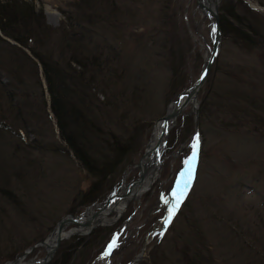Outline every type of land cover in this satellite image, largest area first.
<instances>
[{
	"label": "rangeland",
	"instance_id": "rangeland-1",
	"mask_svg": "<svg viewBox=\"0 0 264 264\" xmlns=\"http://www.w3.org/2000/svg\"><path fill=\"white\" fill-rule=\"evenodd\" d=\"M27 1L43 12L52 27H59L81 6V0ZM224 1L229 12H241L264 34V0H242L258 12L242 5L235 10L230 4L234 5L236 0H221L219 14ZM91 2L98 11H103L102 2ZM115 3L126 14L118 29L107 26L98 30L99 34L95 32L94 38L107 39L105 48L111 55L117 52L115 60L120 62V68H116V63L112 64V70L106 66L107 80L93 89L101 106L99 110L92 108L89 116L94 120L87 125L92 130L96 119L95 128H99L92 136L84 132L92 141L91 148L89 143H81L96 158L109 159L116 148H122L118 161L107 170L98 165L94 171L97 173H89L60 137L49 108L43 112L37 101L32 110L38 118H33L32 126H25V134L11 121L15 127H0V187L5 186L14 194L9 196L10 200L0 193V264L14 260L30 245L46 240L63 216H78L88 207L119 195L125 178L126 191L132 189L140 180V160L155 122L176 100L171 85L183 75L188 86L193 84L210 55V16L197 0H115ZM256 5L259 8L252 7ZM222 15L230 26L229 32L223 35L217 58L197 96L200 149L195 179L167 230L164 220L170 204L164 200L173 202L172 190L185 168L184 161L192 155L194 138L189 137L194 115L190 104L171 123L160 153L161 167L150 188L124 203L122 213L111 223L63 239L67 242L59 248L62 240L58 248L69 254L64 255V264H126L143 248L137 264H190L194 252L201 255L200 264H264V168L261 167L264 126L255 131L261 122L254 123L264 117V109L260 112L249 102L245 104L248 96L254 100L260 95L256 103L264 108V43L260 36L248 33L262 51L252 49L251 42L241 38L244 33L233 29L235 23L230 15L223 12ZM108 46L116 49L110 51ZM124 62L127 64L123 68ZM113 74L120 78L115 85L108 81L114 78ZM1 76L2 83H7L8 75L2 72ZM133 77L139 85L129 82ZM41 80L49 105L43 75ZM216 92L218 96H214ZM112 93L116 94L115 99ZM109 96L110 101H102ZM4 115L7 121L12 120L10 113ZM71 227L77 225L68 224L64 230ZM110 231L112 236L100 250ZM74 236H80V242L85 237L86 245L70 255L67 248L77 241L72 240ZM114 236L118 238V247L104 256ZM193 239L199 246L191 244ZM46 253V248L38 245L23 262L38 264ZM54 256L46 264H60L54 262Z\"/></svg>",
	"mask_w": 264,
	"mask_h": 264
},
{
	"label": "trees",
	"instance_id": "trees-1",
	"mask_svg": "<svg viewBox=\"0 0 264 264\" xmlns=\"http://www.w3.org/2000/svg\"><path fill=\"white\" fill-rule=\"evenodd\" d=\"M99 1L102 2L103 11H98L91 0H81V6L78 5L79 8L75 14L67 16L66 21L59 27H52L46 22L43 12L37 11L29 1L0 0V107L5 105L4 109L0 108V111L12 115V120L7 121L4 113H0V127H15L9 122L11 121L20 126L17 129L25 134V126H32L33 118L34 120L38 118V115L32 110L35 101H37L43 112L49 108L58 127L60 137L64 143H67L82 166L91 174L97 173L94 171L98 165H103L105 170L108 167L111 168V165H115L122 149L116 148L112 157L109 154V159L104 156L96 158L90 156L89 148L81 143H89L91 148L92 141L84 132L91 135L96 133L95 130L99 128H95V125L98 126L96 119L92 130L87 125V122L94 120L89 116L93 113V111L91 113L92 108L95 107L99 110L101 106V102L93 89L98 83L107 80L105 74L107 69L112 70V64L116 63V68H120V62L118 59L115 60L117 52L114 51L112 55L108 53L105 48L107 39H96L94 34L95 32L99 34L98 30L102 31L108 27L118 29L117 25L122 22L126 14L121 8L119 10L118 7H115V0ZM230 5L233 9L242 5L249 11L258 12L250 8L245 2L243 3L242 0H236L234 5ZM225 6L226 1L221 3L219 14L223 35L229 32L230 26L222 12L226 15H232L229 18L235 23L233 29L242 31L244 34L241 38L250 41L252 49L259 51L261 45L257 47L258 42L252 39L249 34L253 33L255 36H260L264 43V34L261 29L257 25L249 23L241 12H239L240 14L229 12ZM108 49L113 51L116 48L113 46L109 48L108 46ZM104 54L106 57H103ZM122 64L124 68L127 63ZM106 66H108L107 69H105ZM2 72L8 75L7 83L1 81ZM42 75L50 95L49 105L43 93ZM113 75L114 78H109L108 81L109 84L115 85L120 78L115 77V74ZM143 77L141 78L143 79ZM134 81H136L135 77L129 79V82L139 85L137 81ZM187 86L188 81L185 75L177 78L171 85L172 95H176ZM217 92L214 96L219 95ZM111 95L114 99L116 98V94L112 93ZM259 96H255L254 100L248 96L245 99V104L249 102L254 110L262 112L264 108L258 107L256 103ZM110 98L111 96L102 101H110ZM78 108L81 110L78 111ZM259 121L261 126L255 131L262 129V125L264 126V117L255 120L254 123ZM76 142L83 146H79ZM0 149L2 150V145H0ZM122 154H125V151ZM261 167L264 168V166ZM0 193L9 199L10 195L14 196L13 192L5 186L0 187ZM111 231L102 242L100 250H103L104 245H107L109 237L112 236ZM97 232H99L98 229ZM79 237L74 236L72 240L77 239V241L71 242L72 245L67 246V252H70V255L73 251L76 253L77 248L86 245L83 244L85 237L82 242L79 241L81 239ZM65 242L67 241L63 240L59 248H62ZM195 242L196 240L193 239L191 244L195 247L199 246ZM64 255H66L64 252L58 250L54 256V262L59 261L60 264H64L65 257L69 254ZM200 258L199 252H194L191 254L189 263L200 264ZM209 261L211 262V259Z\"/></svg>",
	"mask_w": 264,
	"mask_h": 264
},
{
	"label": "water",
	"instance_id": "water-1",
	"mask_svg": "<svg viewBox=\"0 0 264 264\" xmlns=\"http://www.w3.org/2000/svg\"><path fill=\"white\" fill-rule=\"evenodd\" d=\"M197 2L199 4V6L203 9V11L207 15L210 16L211 44H212L210 55L207 58V60H205L204 65L202 67V70L200 72V75H199L198 79L195 82H193V84H191L186 89H184L183 91H181L180 93L177 94L175 102H173L172 104L168 105L167 112L165 113V115H163L158 120V121H162L164 126H165L164 134H163V137L161 139L160 145H165L166 138H167L168 132H169L170 127H171V123H173L175 118H176V116L185 109L187 104H190L192 106L193 115H194V128H193V132L190 135L189 139L190 138H195L196 135L199 134V120H198L199 103H198V97L197 96H198V93H199L202 85L204 84V82L207 79V76H208V74H209V72L211 70V67L213 66V64L215 62V59L217 58V55H218V52H219V48H220V44H221V39H222L223 36H222V31L220 29V19H219V17H220V15H219V5H220L221 0H213V2H212L213 8L210 7L211 6V1L206 3V0H197ZM253 7L259 8L258 6H253ZM213 28H215V34H213ZM202 75L204 76L203 80H201V76ZM183 95H184L185 100L184 101H180V98ZM158 121H156L155 124ZM159 158H160V152H159V149H158V152L155 154V159L153 160V163H152V166H151V170L148 173V178H149L148 183L145 185V187H144L142 192H138V191L135 192V191H132L131 188H130L129 191L127 193H125V195L120 193L119 194L120 196L119 195H117V196L123 197V198H125L126 202H129L131 198L138 197L143 192L147 191L150 188V186L153 184L154 179L157 177L158 168L161 167V161H160ZM117 196H112L110 199L115 198ZM107 202L103 203L102 205H105ZM121 211H123V207L121 208ZM74 216L75 215H65L61 219H59V221L57 222L56 227L54 228L53 232H51V234H53V233L56 234V238L54 239L52 245L47 246L45 244L47 239L46 240H42V241H38V242L30 245L27 249H25L20 256L16 257L14 260H12V261H10L8 263H4V264H17V263H19V261L24 259V257L28 253H30L33 248H35L38 245L44 246L46 248V251H47L46 257L43 258L42 260H40L38 262V264H46L47 262H49L52 259V257L55 254L56 249L58 248L60 242L64 238H68V237H70V236H72L74 234H84V233L87 234L93 228H95L96 226L101 225L99 223H94L93 222L88 231L82 232V231L77 229V227L80 225V223H78L73 218ZM101 217H104V215H101ZM166 217H167V215H166ZM68 224L77 225V227H71L67 231H63L64 228ZM161 228H162V226H161ZM143 253H144V248L142 249L141 253L137 257L132 259L127 264H136L141 259Z\"/></svg>",
	"mask_w": 264,
	"mask_h": 264
},
{
	"label": "bare ground",
	"instance_id": "bare-ground-1",
	"mask_svg": "<svg viewBox=\"0 0 264 264\" xmlns=\"http://www.w3.org/2000/svg\"><path fill=\"white\" fill-rule=\"evenodd\" d=\"M211 3L213 0H210ZM208 0H206V3ZM258 6V5H256ZM213 8V4L210 6ZM253 7V6H252ZM255 8V7H253ZM220 19V17H219ZM220 29L222 31V27L220 25ZM223 36V33H222ZM186 89V88H185ZM184 90V89H183ZM184 95L180 98V101H184ZM171 109V108H170ZM164 124L162 121H158L154 127V130L152 132V136L150 140L147 143V149L145 150L143 156L140 160V172L141 177L140 180L135 183L134 187L131 189L132 191L142 192L145 185L148 183V172L150 167L152 166L153 160L155 159V154L158 152L161 153V151L164 149V145H160L161 139L163 137L164 133ZM136 164V163H135ZM158 179V178H157ZM126 182V178L124 179ZM123 183V189L121 190V193L125 195L127 193L126 191V184ZM120 196V195H119ZM115 197L110 200L105 205L99 204L96 206H90L88 207L87 211L79 216H74L73 218L80 223V225L77 227L78 230L84 232L88 231L92 223H99V224H109L112 221L116 219L118 214H121V208L123 207V204L126 202L125 198L123 197ZM101 215H104V217H101ZM68 229V228H67ZM66 231V230H63ZM56 238V234H51L45 244L47 246L52 245L54 239ZM59 250V249H58ZM51 263V262H50ZM17 264H23V261H19Z\"/></svg>",
	"mask_w": 264,
	"mask_h": 264
},
{
	"label": "snow or ice",
	"instance_id": "snow-or-ice-1",
	"mask_svg": "<svg viewBox=\"0 0 264 264\" xmlns=\"http://www.w3.org/2000/svg\"><path fill=\"white\" fill-rule=\"evenodd\" d=\"M213 34H215V28H213ZM204 79V76H201V80ZM200 149V136L196 135L192 144V155L184 161L185 168L181 171L176 185L172 190L173 202L168 200H164L165 204H170L167 208V217L164 220V228L167 230L168 225L172 222L173 217L176 215L179 210L181 204L184 202V199L188 195L189 189L192 185L193 180L195 179V162L198 158ZM163 236V232L160 233ZM117 237H113L112 241L108 244L104 256H109L113 252V250L118 247Z\"/></svg>",
	"mask_w": 264,
	"mask_h": 264
}]
</instances>
